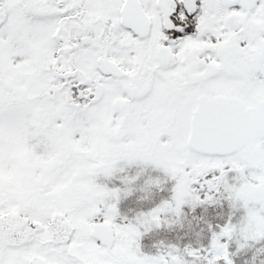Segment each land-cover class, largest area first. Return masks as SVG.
I'll return each mask as SVG.
<instances>
[{
	"label": "snow or ice",
	"instance_id": "obj_1",
	"mask_svg": "<svg viewBox=\"0 0 264 264\" xmlns=\"http://www.w3.org/2000/svg\"><path fill=\"white\" fill-rule=\"evenodd\" d=\"M223 201L206 245L143 250ZM253 248L264 264V0H0V264H237Z\"/></svg>",
	"mask_w": 264,
	"mask_h": 264
},
{
	"label": "trees",
	"instance_id": "obj_2",
	"mask_svg": "<svg viewBox=\"0 0 264 264\" xmlns=\"http://www.w3.org/2000/svg\"><path fill=\"white\" fill-rule=\"evenodd\" d=\"M124 203L123 201V204ZM133 203L141 204L143 201L137 198ZM133 203L131 206L129 204L127 205L129 208H124L123 212L125 214L131 215V208H134L133 211H137L138 208H146V211L153 207L152 201L150 200L146 201V203L144 202V206L140 205V207H132ZM231 211V207L228 203L226 204L225 201L220 204L197 208L196 211L185 209L184 215L175 222L174 226H164L147 233L142 240L143 250L146 253L155 254L159 250L158 246L161 244L165 246L175 245L181 249L188 246L199 248L202 245H206L211 236L208 227L209 224L213 227L217 224H224ZM259 246L260 245H256V247ZM232 248L233 251H235V247L232 246ZM254 252L255 248L247 252H242L236 258L237 264H246V262L251 259Z\"/></svg>",
	"mask_w": 264,
	"mask_h": 264
},
{
	"label": "flooded vegetation",
	"instance_id": "obj_3",
	"mask_svg": "<svg viewBox=\"0 0 264 264\" xmlns=\"http://www.w3.org/2000/svg\"><path fill=\"white\" fill-rule=\"evenodd\" d=\"M152 175H160L159 173H151ZM171 183L169 182L166 186H165V188H164V190L163 191H159V190H157L156 191V193H155V195L153 196V198L150 200V201H152V205L153 206H155V204H157V203H159L160 202V200H162V199H164V198H168L169 196H170V189H171ZM146 201H148V200H145V201H143V202H145L146 203ZM225 203L227 204L228 202L227 201H225ZM207 206V205H206ZM206 206H201V207H198V208H204V207H206ZM185 209H191L190 207H185ZM232 212H233V210L231 211V213L227 216V219H226V221L229 219V217L232 215ZM239 216H240V213L239 212H237L236 213V215L235 216H233V219L234 220H237V219H239ZM222 225V224H221Z\"/></svg>",
	"mask_w": 264,
	"mask_h": 264
},
{
	"label": "rangeland",
	"instance_id": "obj_4",
	"mask_svg": "<svg viewBox=\"0 0 264 264\" xmlns=\"http://www.w3.org/2000/svg\"><path fill=\"white\" fill-rule=\"evenodd\" d=\"M138 198V195L137 196H134V197H131V198H129V199H127V200H125L124 202V204H123V202H122V205H121V210H122V212L124 211V208L126 209V208H129L127 205L129 204L130 206H131V204L136 200ZM144 204V202L143 203H133V205H132V207L134 206V207H140V205H143ZM125 205V206H124ZM229 205V204H228ZM144 206V205H143ZM154 207V206H153ZM134 209V208H133ZM133 209L131 208L130 209V212H131V215L133 214V213H135L136 211H133ZM146 208H138L137 209V211H140V210H145ZM185 213V212H184ZM130 215V216H131ZM227 222V221H226ZM174 224L175 223H173L171 226H174ZM167 225H165V227H166ZM169 227V226H168ZM233 246L236 248V245L235 244H233ZM246 260H248V259H246Z\"/></svg>",
	"mask_w": 264,
	"mask_h": 264
}]
</instances>
